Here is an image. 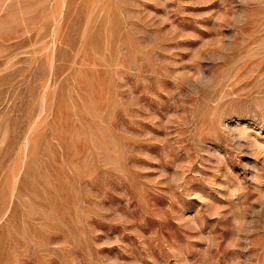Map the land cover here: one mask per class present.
Here are the masks:
<instances>
[{"label":"rangeland","instance_id":"374dc122","mask_svg":"<svg viewBox=\"0 0 264 264\" xmlns=\"http://www.w3.org/2000/svg\"><path fill=\"white\" fill-rule=\"evenodd\" d=\"M0 264H264V0H0Z\"/></svg>","mask_w":264,"mask_h":264}]
</instances>
